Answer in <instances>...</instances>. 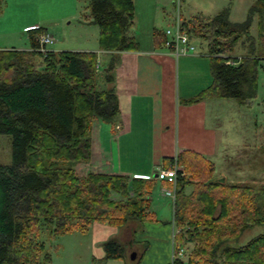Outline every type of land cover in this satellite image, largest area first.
<instances>
[{"label":"trees","instance_id":"16d2710c","mask_svg":"<svg viewBox=\"0 0 264 264\" xmlns=\"http://www.w3.org/2000/svg\"><path fill=\"white\" fill-rule=\"evenodd\" d=\"M254 1L241 23L229 19L226 7L207 19L178 18L190 43L206 42L213 74V83L187 102L204 96L233 98L240 104L255 99L264 59V0ZM87 8L86 21L99 29V49L138 48L128 32L134 0H87ZM254 16L256 37L249 31ZM26 33L30 49H0V134L11 137L12 159L0 164V264L48 261L41 237L45 231L50 236L87 231L93 221H100L130 226L133 237L144 220L153 218V179L95 171L79 175L66 165L88 162L93 123L113 122L119 113L114 88L101 87L112 82V65L97 74L95 51L41 52L38 39L46 28L33 27ZM166 40L165 30L154 29L156 48L165 47ZM239 40L243 55L227 56ZM163 163L176 171L174 181L165 182L174 192L175 250L184 246V254L168 264H264V231L239 243L245 229L264 223V186L221 180L214 162L193 151H181ZM141 245L132 264L147 247L146 242ZM102 246L104 257L126 258L118 238L109 237Z\"/></svg>","mask_w":264,"mask_h":264},{"label":"crops","instance_id":"0c3cea01","mask_svg":"<svg viewBox=\"0 0 264 264\" xmlns=\"http://www.w3.org/2000/svg\"><path fill=\"white\" fill-rule=\"evenodd\" d=\"M155 2L134 0V19L128 32L135 37L137 49H70L95 51L105 67L112 65L109 73L113 80L102 83L101 87L112 86L119 105V113L113 122L99 120L92 125L88 170L154 181L149 194L153 218L144 220L142 229L133 237L130 226L119 228L100 221L90 224L87 232L92 237L93 258L102 262L105 258L102 242L113 236L128 245V257L117 264H132L135 258H130V253L135 251L138 255L144 242L147 247L141 257L150 256L154 248L156 260H151L150 264L170 263L175 251L173 230L176 226L172 217L168 220L166 214L169 206L171 213L173 210V186L154 175L159 169H168L164 166V158L176 157L181 151H193L212 161L219 151V123L213 122L218 117L214 118V108L210 110L209 107L216 100L226 98L204 96L197 102H187L213 83L208 55L197 51L196 47L178 57L166 47L156 48L153 41ZM86 24L90 23L86 21ZM46 33L50 35L47 29ZM23 49L28 50L30 46ZM96 71L99 72L97 68ZM100 138L105 139V143ZM106 143H109L108 148ZM191 189L188 187L186 192Z\"/></svg>","mask_w":264,"mask_h":264},{"label":"rangeland","instance_id":"374dc122","mask_svg":"<svg viewBox=\"0 0 264 264\" xmlns=\"http://www.w3.org/2000/svg\"><path fill=\"white\" fill-rule=\"evenodd\" d=\"M254 3V0H156L155 10L153 9L154 27L164 31L179 17L189 19L194 16L207 19L225 7L228 8L229 19L241 23L247 19ZM2 5L0 47L29 48L26 30L38 25L45 27L52 35L51 37L43 33L53 40L49 47L54 51L65 48L69 50L98 48L99 29L95 24H86L87 0H2ZM249 31L254 37L257 36V16L252 18ZM193 44L197 51L207 54L205 41L196 39ZM244 52L245 48L239 40L232 53L227 56H240ZM96 65L99 70L97 74H100L105 65L98 57ZM257 85V95L247 106L233 98H226L218 100L219 102L216 100L209 108L210 110L214 108L212 114H215L214 118L218 117L213 119V122L219 123L217 125L219 151L213 160L216 176L225 177L232 183L264 186V59L260 61L258 68ZM99 140L102 141V138ZM102 142L105 143V139ZM106 144L108 148L109 143ZM11 160V137L0 134V164H10ZM88 163L89 161L66 165L74 167L79 175H85L91 171L88 170ZM248 165L250 168H247ZM248 171L251 173L250 176ZM166 215L170 220L172 217L170 206ZM176 230L174 227L173 234ZM261 231H264V223L251 225L243 231L239 243ZM41 237L46 244L43 253L47 251L50 254V259L42 261L41 264H117L123 259L105 257L103 262L94 259L89 231L74 229L54 236L45 231ZM124 245L125 249H128L127 242ZM156 255L155 249L152 248L150 256L140 257L137 264H150L151 260H156ZM125 257H128L127 250Z\"/></svg>","mask_w":264,"mask_h":264},{"label":"built area","instance_id":"2783aa9c","mask_svg":"<svg viewBox=\"0 0 264 264\" xmlns=\"http://www.w3.org/2000/svg\"><path fill=\"white\" fill-rule=\"evenodd\" d=\"M167 40L164 46L169 49L176 57L180 55L188 54L195 50V46L190 43L188 35L181 30L179 20H175L171 27L165 30ZM39 50L45 52L49 49V44L53 42L52 39L46 34L39 36ZM97 68V65H96ZM175 168L159 169L155 173L154 177L158 180H167L173 182L175 179ZM184 254V248L180 246L174 251V256H182Z\"/></svg>","mask_w":264,"mask_h":264},{"label":"water","instance_id":"95a60500","mask_svg":"<svg viewBox=\"0 0 264 264\" xmlns=\"http://www.w3.org/2000/svg\"><path fill=\"white\" fill-rule=\"evenodd\" d=\"M221 180H225V177H221ZM135 256H136V252H135V251H132V252L130 253V258L134 259Z\"/></svg>","mask_w":264,"mask_h":264}]
</instances>
